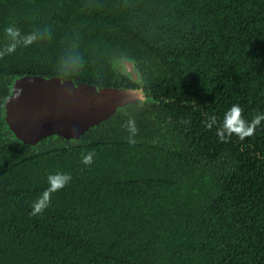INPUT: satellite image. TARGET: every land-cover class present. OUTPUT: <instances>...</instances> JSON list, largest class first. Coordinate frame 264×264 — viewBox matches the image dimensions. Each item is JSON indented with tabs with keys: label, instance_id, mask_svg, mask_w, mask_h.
Listing matches in <instances>:
<instances>
[{
	"label": "trees",
	"instance_id": "16d2710c",
	"mask_svg": "<svg viewBox=\"0 0 264 264\" xmlns=\"http://www.w3.org/2000/svg\"><path fill=\"white\" fill-rule=\"evenodd\" d=\"M0 52V264H264V121L217 136L234 104L264 113V0H0ZM26 74L145 98L77 139L22 143L3 111ZM58 172L71 182L31 215Z\"/></svg>",
	"mask_w": 264,
	"mask_h": 264
},
{
	"label": "water",
	"instance_id": "95a60500",
	"mask_svg": "<svg viewBox=\"0 0 264 264\" xmlns=\"http://www.w3.org/2000/svg\"><path fill=\"white\" fill-rule=\"evenodd\" d=\"M115 64L130 78L141 80L131 61ZM11 86L3 111L5 126L22 143L32 144L51 134L77 139L117 109L145 98L138 87L98 85L57 75H21Z\"/></svg>",
	"mask_w": 264,
	"mask_h": 264
},
{
	"label": "clouds",
	"instance_id": "9594fccd",
	"mask_svg": "<svg viewBox=\"0 0 264 264\" xmlns=\"http://www.w3.org/2000/svg\"><path fill=\"white\" fill-rule=\"evenodd\" d=\"M6 32L14 40L20 36L19 30L14 27L7 28ZM27 42L31 43V40H27ZM15 50V44H11L7 47V53H12ZM3 55H5V53L0 52V58H2ZM261 121H264V113H257L253 117L252 121L248 122L243 117V109L240 107V105L234 104L225 113L223 121L217 127V136L220 142H227V140L230 139L232 135H236L240 140H244L255 134V131L257 127L260 126ZM217 122L218 117L212 115L206 118L205 126L208 130H211L212 126L216 125ZM126 127L130 133H132L133 135L136 134L137 129L135 127L134 120L130 119L127 122ZM131 142L135 143L134 140H131ZM94 155V152L83 154L81 157V162L85 165H91L93 163ZM71 179L72 177L68 173L58 172L55 174H50L48 176L49 187L45 189L43 193L33 202L32 212L30 214L33 216L42 214L51 205L52 194L62 190L71 182Z\"/></svg>",
	"mask_w": 264,
	"mask_h": 264
}]
</instances>
